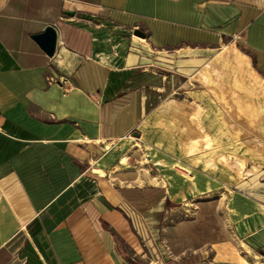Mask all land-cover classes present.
<instances>
[{
	"label": "crops",
	"instance_id": "0c3cea01",
	"mask_svg": "<svg viewBox=\"0 0 264 264\" xmlns=\"http://www.w3.org/2000/svg\"><path fill=\"white\" fill-rule=\"evenodd\" d=\"M48 26L53 57L32 39ZM224 48L264 78V0H0V264H136L118 205L103 192L90 209L85 181L123 165L145 122L146 73L192 78ZM229 205L239 244L264 251L260 204Z\"/></svg>",
	"mask_w": 264,
	"mask_h": 264
},
{
	"label": "rangeland",
	"instance_id": "374dc122",
	"mask_svg": "<svg viewBox=\"0 0 264 264\" xmlns=\"http://www.w3.org/2000/svg\"><path fill=\"white\" fill-rule=\"evenodd\" d=\"M245 53L218 50L192 78L146 73L145 122L118 151L127 162L91 170L81 202L97 210L105 192L118 205L110 207L130 261L204 264L234 250L247 264H264L263 250L239 244L229 205L240 194L264 212V153L256 146L264 143V78Z\"/></svg>",
	"mask_w": 264,
	"mask_h": 264
},
{
	"label": "water",
	"instance_id": "95a60500",
	"mask_svg": "<svg viewBox=\"0 0 264 264\" xmlns=\"http://www.w3.org/2000/svg\"><path fill=\"white\" fill-rule=\"evenodd\" d=\"M136 35L144 38L143 33L140 31H137ZM32 39L40 46L47 56H54L58 46V32L54 26L46 27L42 33L32 36Z\"/></svg>",
	"mask_w": 264,
	"mask_h": 264
},
{
	"label": "bare ground",
	"instance_id": "6f19581e",
	"mask_svg": "<svg viewBox=\"0 0 264 264\" xmlns=\"http://www.w3.org/2000/svg\"><path fill=\"white\" fill-rule=\"evenodd\" d=\"M127 161H126V159H125V157L123 156L122 157V161H121V164H125ZM97 172V171H96ZM192 179H194L193 177H192Z\"/></svg>",
	"mask_w": 264,
	"mask_h": 264
}]
</instances>
